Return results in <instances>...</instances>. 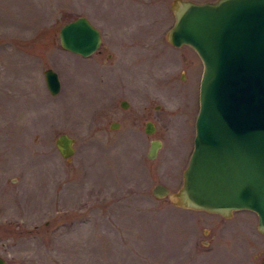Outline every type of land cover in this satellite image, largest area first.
Returning <instances> with one entry per match:
<instances>
[{
    "label": "rangeland",
    "instance_id": "obj_1",
    "mask_svg": "<svg viewBox=\"0 0 264 264\" xmlns=\"http://www.w3.org/2000/svg\"><path fill=\"white\" fill-rule=\"evenodd\" d=\"M171 1L0 0L5 264H257L264 257L254 211L227 219L151 193L157 181L173 190L181 184L199 105V56L165 39ZM80 14L102 33L88 56L58 38ZM47 67L59 77L56 94L45 85ZM147 119L152 133L143 129ZM61 132L74 138L70 159L56 148ZM152 138L161 145L149 158Z\"/></svg>",
    "mask_w": 264,
    "mask_h": 264
},
{
    "label": "water",
    "instance_id": "obj_2",
    "mask_svg": "<svg viewBox=\"0 0 264 264\" xmlns=\"http://www.w3.org/2000/svg\"><path fill=\"white\" fill-rule=\"evenodd\" d=\"M170 9L174 21L167 40L190 45L202 62L199 105L181 184L173 190L157 181L151 193L176 206L225 217L250 209L264 233V0H172ZM58 38L63 48L83 56L102 41L100 29L84 15L63 23ZM43 75L48 91L56 94L57 72L47 67ZM121 105L126 107V101ZM154 129L151 121L145 122V132ZM54 142L61 156L72 157L69 133H59ZM160 145L159 138H152L147 157H156ZM0 264H5L1 255Z\"/></svg>",
    "mask_w": 264,
    "mask_h": 264
},
{
    "label": "flooded vegetation",
    "instance_id": "obj_3",
    "mask_svg": "<svg viewBox=\"0 0 264 264\" xmlns=\"http://www.w3.org/2000/svg\"><path fill=\"white\" fill-rule=\"evenodd\" d=\"M165 39H166V41L169 43V45L171 44L172 46H175V45H173L172 43H170L168 40H167V38H166V36H165ZM184 45V44H183ZM185 45H187V46H189L191 49H193L190 45H188V44H185ZM180 46H182V45H180ZM194 50V49H193ZM195 51V50H194ZM113 56V52L109 49L107 52H106V57H107V59H110L111 57ZM105 57V58H106ZM199 58V57H198ZM126 101V103H127V106H128V100L127 99H125V98H121L120 99V101H119V104H120V106H122L121 105V101ZM126 106V107H127ZM157 105H155V107H156ZM123 107V106H122ZM125 108V107H124ZM149 119H147V120H145V122L146 121H148ZM149 121H151V120H149ZM112 122H117L118 124L116 125V126H118L119 125V121H117V120H113V121H111V123H110V127H111V125H112ZM145 122H144V125H145ZM152 123H153V121H151ZM154 124V123H153ZM115 125V124H114ZM155 126V125H154ZM114 128V127H113ZM143 129H144V127H143ZM249 210V209H248ZM234 211L235 210H233V212H232V214L230 215V216H228V217H225V216H223V215H221V214H218V213H216L217 215H220V216H222V217H225V218H227V219H231V218H229V217H231L232 215H233V213H234ZM209 213H211V212H209ZM221 218V217H220ZM222 219V218H221ZM258 230V229H257ZM259 231V230H258ZM260 233H262L263 235H264V233L263 232H261V231H259ZM262 260H264V257H262L260 260H259V262L257 263V264H259Z\"/></svg>",
    "mask_w": 264,
    "mask_h": 264
}]
</instances>
